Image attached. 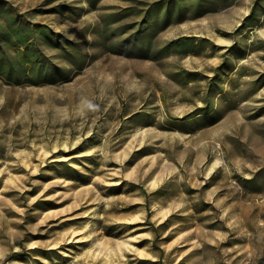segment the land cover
<instances>
[{"label":"rangeland","instance_id":"1","mask_svg":"<svg viewBox=\"0 0 264 264\" xmlns=\"http://www.w3.org/2000/svg\"><path fill=\"white\" fill-rule=\"evenodd\" d=\"M9 14L59 41L52 81L0 73V264H264V0Z\"/></svg>","mask_w":264,"mask_h":264},{"label":"trees","instance_id":"2","mask_svg":"<svg viewBox=\"0 0 264 264\" xmlns=\"http://www.w3.org/2000/svg\"><path fill=\"white\" fill-rule=\"evenodd\" d=\"M4 17V24L0 26V73L17 83L23 80L34 83L52 81L50 75L54 74L56 64L39 48L37 36L45 37L51 43L58 42L54 33L45 25H30L29 21H24L17 15L9 14ZM35 27H38L37 30ZM145 36L147 34L136 36L135 43ZM11 44L15 45L16 54L7 50V45Z\"/></svg>","mask_w":264,"mask_h":264}]
</instances>
